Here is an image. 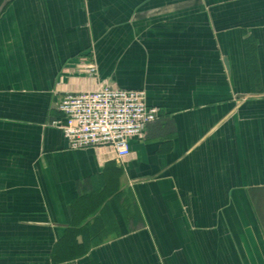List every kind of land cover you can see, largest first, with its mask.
<instances>
[{
    "label": "crops",
    "instance_id": "crops-1",
    "mask_svg": "<svg viewBox=\"0 0 264 264\" xmlns=\"http://www.w3.org/2000/svg\"><path fill=\"white\" fill-rule=\"evenodd\" d=\"M104 82L159 110L123 160L51 125ZM0 264H264V0L8 1Z\"/></svg>",
    "mask_w": 264,
    "mask_h": 264
},
{
    "label": "built area",
    "instance_id": "built-area-1",
    "mask_svg": "<svg viewBox=\"0 0 264 264\" xmlns=\"http://www.w3.org/2000/svg\"><path fill=\"white\" fill-rule=\"evenodd\" d=\"M82 70L96 74L93 64ZM57 109L63 119L51 125L62 131L69 148L109 147L118 160L128 157V140L141 138L159 115L146 104L143 91L122 90L107 82L91 92L65 95Z\"/></svg>",
    "mask_w": 264,
    "mask_h": 264
},
{
    "label": "trees",
    "instance_id": "trees-1",
    "mask_svg": "<svg viewBox=\"0 0 264 264\" xmlns=\"http://www.w3.org/2000/svg\"><path fill=\"white\" fill-rule=\"evenodd\" d=\"M4 0H0V5ZM76 212V210H75ZM72 218L73 221L74 219H77L76 213L74 214V212L72 213ZM85 217H81L80 219H77L75 221V224L78 225L81 221H83ZM105 221L104 218L102 217H98L95 219V222L92 224V226H90L89 230L92 231L91 233H97V229L99 227V225ZM76 228L77 227H72L71 229L68 230V233L66 234L65 238H63V240L61 241L60 244H58L54 250H53V261H62L64 259H70V258H74L76 256L82 255L84 253V251L86 250V248L84 247H80V246H75L74 243V235L76 234ZM80 228L82 229V227H79V232H80ZM84 235L83 237H86L88 233L87 231L82 232Z\"/></svg>",
    "mask_w": 264,
    "mask_h": 264
},
{
    "label": "water",
    "instance_id": "water-1",
    "mask_svg": "<svg viewBox=\"0 0 264 264\" xmlns=\"http://www.w3.org/2000/svg\"><path fill=\"white\" fill-rule=\"evenodd\" d=\"M8 1H10V0H5V1L1 4V6H0V10L2 9V7H3Z\"/></svg>",
    "mask_w": 264,
    "mask_h": 264
}]
</instances>
